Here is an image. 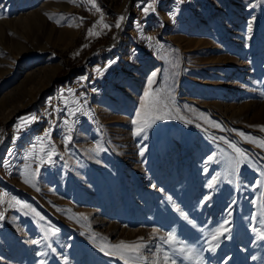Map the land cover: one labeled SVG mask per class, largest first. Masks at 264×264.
Here are the masks:
<instances>
[{"label":"rangeland","instance_id":"obj_1","mask_svg":"<svg viewBox=\"0 0 264 264\" xmlns=\"http://www.w3.org/2000/svg\"><path fill=\"white\" fill-rule=\"evenodd\" d=\"M95 4L0 0V136L64 105L0 161V264H264V0ZM149 79L165 118L135 135Z\"/></svg>","mask_w":264,"mask_h":264},{"label":"snow or ice","instance_id":"obj_2","mask_svg":"<svg viewBox=\"0 0 264 264\" xmlns=\"http://www.w3.org/2000/svg\"><path fill=\"white\" fill-rule=\"evenodd\" d=\"M71 2H76V0H71ZM88 3L91 4L92 8H94L96 12H100V8L95 4V0H88ZM142 10L145 12V14H147L150 10L154 11V5L149 4L147 7H144ZM123 19H124V17L121 16L119 18V20L117 21L115 27L119 28L121 26L120 21H122ZM102 21H103V17L101 16V20L97 21V24L102 23ZM103 27L109 28L110 25L103 24ZM95 28H96V24H94L93 27L91 29H89L88 36H95V35L99 34V33L94 31ZM249 30H251V29H249ZM149 39H151V38H149ZM86 46L87 45H85V47ZM96 71L100 72L101 69H96ZM153 76H155V73L153 74ZM153 82H154L153 79H149L148 90L145 91L144 96L142 98L141 108L136 114V119H134L132 121V123L137 126L135 133H134L135 135H140L142 132H144L147 127L151 126V123L154 120L165 118L164 116L158 114L159 110H160L161 101H160L158 94L154 93L151 90ZM35 119H36L35 116H32L31 118H20V122L16 125L17 131H19L20 128H22V127L26 126L28 123H30L31 120H35ZM64 123L67 125V124H69V121L65 120ZM68 130L70 132L71 128L69 127ZM0 131H2V130H0ZM261 131H264V126H261ZM241 135H243V134H241ZM48 136H50V131H46L44 134V137L40 138V144L41 145H43V143H44V138L48 137ZM70 139H71L70 135L65 137L66 142L69 141ZM245 139L249 140L250 142L257 143L259 147L264 148V140L257 141L253 137H245ZM231 147H233V149L235 150V152L238 154V156L240 158H245V153L242 152L239 148H237L235 145H231ZM41 151H44L43 147H41ZM53 151H54V148H53ZM141 155H143V152H141ZM50 157H51V153H49V159H50ZM209 159H211V157H209ZM24 182L28 183L29 181L27 179H25ZM0 202H2V200H0ZM24 207H27V205H24ZM0 218H2V214H0ZM223 231H226V229H224ZM49 232L53 235L55 234L54 230H52V229H49ZM221 234H222V231L218 230L217 233L212 236V240L218 239V236ZM259 237L261 239H264V233H260ZM45 238L47 239V235ZM165 243H168V244L177 243L176 237L174 236V234L168 233L167 238L165 239ZM140 248H141L140 244L126 243L124 241H121L118 244L112 245L111 251H105V249L103 247L101 248V251H105V255L117 256L119 259L124 261V264H129V259L127 258V254L128 253H138ZM184 250L185 249L183 247L180 248L181 252H183ZM188 251H189V255L186 256V258H191V250H188ZM168 260H169V258L166 256L165 261L167 262ZM41 264H43V262H41ZM171 264H175V260H172Z\"/></svg>","mask_w":264,"mask_h":264},{"label":"built area","instance_id":"obj_3","mask_svg":"<svg viewBox=\"0 0 264 264\" xmlns=\"http://www.w3.org/2000/svg\"><path fill=\"white\" fill-rule=\"evenodd\" d=\"M113 47L117 49L120 47V44L119 43L114 44ZM58 103L60 102L58 101L57 98H47V100L42 104V106H39L37 108L38 116L36 119L38 120V122L33 121L27 124L26 126L20 128L19 131H17V128L15 126H10L8 128H5V130L2 132L0 136V161L1 162L4 159L6 152L13 149L12 146L16 138L19 135L29 134L33 130H37L38 134H41L48 126L53 125V123L49 121V118L46 116V114L47 115L51 114L52 116L53 112L57 111V109H61L60 112H62L64 105L58 104ZM55 106L57 108H55ZM18 145L16 147H18ZM26 147H28V145H26Z\"/></svg>","mask_w":264,"mask_h":264},{"label":"crops","instance_id":"obj_4","mask_svg":"<svg viewBox=\"0 0 264 264\" xmlns=\"http://www.w3.org/2000/svg\"><path fill=\"white\" fill-rule=\"evenodd\" d=\"M47 100V99H46ZM45 100V101H46ZM20 122V121H19ZM40 134H38V131L37 130H33L32 132H30L29 134H26V135H19L12 148L13 150L12 151H16V153H20L21 151H25L26 149H29V148H34V145L37 143V142H40ZM27 143V144H26ZM19 144V145H18ZM18 145V147H16ZM26 145H28V147H26ZM19 148V149H18ZM9 150L8 152H6L5 156H4V159L2 160L3 162L6 161V158L8 156V153L11 151ZM2 163V162H1Z\"/></svg>","mask_w":264,"mask_h":264},{"label":"bare ground","instance_id":"obj_5","mask_svg":"<svg viewBox=\"0 0 264 264\" xmlns=\"http://www.w3.org/2000/svg\"><path fill=\"white\" fill-rule=\"evenodd\" d=\"M32 61H29V63H26V66L28 65V64H30ZM38 64V63H37ZM34 65V64H33ZM35 66V65H34ZM39 68H33L32 70H30V71H27L26 73H25V77L27 76H30V75H32V72L33 71H37ZM28 70V69H27ZM52 71V70H51ZM52 73V72H51ZM48 74V73H47ZM51 76V75H50ZM49 77V75H45V77L44 78H48ZM13 78V74L11 73V71L10 72H8V73H6V75H3L2 77H0V83L2 84V83H4L5 81H7V80H10V79H12ZM45 79V80H46ZM44 80V79H43ZM44 82H46V81H44ZM15 91H12L10 94H6V96L2 99V100H0V105L1 104H3V102L6 100V98L7 97H9L10 95H12L13 93H14ZM16 93V92H15ZM14 93V94H15ZM11 97V96H10ZM16 103V102H15ZM14 103V104H15ZM12 104V103H11ZM8 111H12V113H11V115H10V117L9 118H7V120H6V124L8 123V121H10L11 120V118H12V116L14 115V113L17 111V109H16V107L14 108V105H11L10 106V108L9 109H7ZM4 116V115H3Z\"/></svg>","mask_w":264,"mask_h":264},{"label":"trees","instance_id":"obj_6","mask_svg":"<svg viewBox=\"0 0 264 264\" xmlns=\"http://www.w3.org/2000/svg\"><path fill=\"white\" fill-rule=\"evenodd\" d=\"M60 83H65V80H64V79H63V80H61V81H60ZM60 83H59V84H60Z\"/></svg>","mask_w":264,"mask_h":264}]
</instances>
